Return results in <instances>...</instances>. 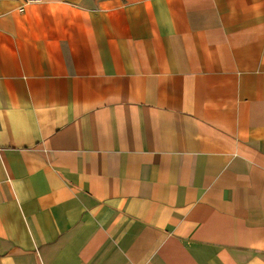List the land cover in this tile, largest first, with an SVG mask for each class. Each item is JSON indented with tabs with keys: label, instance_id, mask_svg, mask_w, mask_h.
Instances as JSON below:
<instances>
[{
	"label": "crops",
	"instance_id": "1",
	"mask_svg": "<svg viewBox=\"0 0 264 264\" xmlns=\"http://www.w3.org/2000/svg\"><path fill=\"white\" fill-rule=\"evenodd\" d=\"M0 264H264V0H0Z\"/></svg>",
	"mask_w": 264,
	"mask_h": 264
},
{
	"label": "built area",
	"instance_id": "2",
	"mask_svg": "<svg viewBox=\"0 0 264 264\" xmlns=\"http://www.w3.org/2000/svg\"><path fill=\"white\" fill-rule=\"evenodd\" d=\"M40 0H25V3H35L39 2Z\"/></svg>",
	"mask_w": 264,
	"mask_h": 264
}]
</instances>
